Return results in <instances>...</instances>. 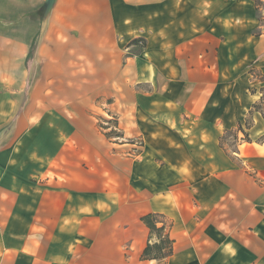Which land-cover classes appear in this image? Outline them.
<instances>
[{
  "label": "crops",
  "instance_id": "crops-1",
  "mask_svg": "<svg viewBox=\"0 0 264 264\" xmlns=\"http://www.w3.org/2000/svg\"><path fill=\"white\" fill-rule=\"evenodd\" d=\"M0 2V13L18 15L0 16L2 78L15 63L25 95L39 42L33 63L46 64L44 77L97 81L94 95L130 111L144 140L124 161L108 154L114 144L69 128L33 163L19 144L30 137L18 134L30 125L17 122L21 109L8 120L3 99L0 264H264L262 114L238 158L220 144L262 98L242 71L264 70L252 0H58L46 27L43 0ZM148 214L169 225L173 253L161 262L142 258Z\"/></svg>",
  "mask_w": 264,
  "mask_h": 264
},
{
  "label": "rangeland",
  "instance_id": "rangeland-1",
  "mask_svg": "<svg viewBox=\"0 0 264 264\" xmlns=\"http://www.w3.org/2000/svg\"><path fill=\"white\" fill-rule=\"evenodd\" d=\"M44 2L45 0H43L42 5H44ZM252 2L258 16L257 20H259L257 27L260 28H256L255 32L264 38V0H252ZM1 4L2 2H0ZM9 10L5 14L0 13V16H18L12 8H9ZM35 14V12L32 13L33 16ZM47 20L48 18L41 23L43 27H46ZM38 46L39 42L32 45L28 58L27 69L30 89L25 95L20 94L21 90H18L22 83V80L17 76L19 75L18 66L13 63L10 78H6L7 75L2 78L3 66L0 65V103L2 104L3 99L6 98L9 100L7 102L12 109L8 120L11 121L18 110L21 109V115L17 122L26 120L25 123L30 125L18 132L20 136L30 137V140H21V143H19L23 147V152L29 154L27 158H30L33 163H36L38 159L41 162L46 161L50 153L51 137L60 138L64 131L70 128L72 130L71 136L74 138L79 137L78 135L81 134L87 140L99 142L98 140L102 139L108 145L109 143L114 144L112 147H115V149L107 151L111 156L119 154L124 161L138 159L143 151L144 140L142 136L136 134L137 127L134 124L132 125L131 112L125 110L120 104L117 106L115 104L110 108L107 105L109 100L107 96H95L96 88L100 86L97 81L47 79L44 77L46 72H43V68L46 64L33 63L36 62V49ZM143 46L144 43H139V48H134L133 51L135 49L140 50ZM23 68L24 66H21V72ZM242 71L245 74H250L252 80L260 83V85L252 86L250 92L254 93L260 90L262 97H264V70L259 68V64L245 63L242 66ZM76 84L78 95H74L72 92L73 86ZM55 86L61 89L56 91V89H53ZM262 108L264 112V104ZM62 120H65L66 124L62 123ZM78 124L83 126L82 133L78 131ZM243 125L245 127V122ZM245 130L250 134V129L247 130L245 127ZM237 134V139L233 136H227L225 142L229 153L236 158L239 157L240 145L249 143L244 132L238 131ZM256 142L264 147V137H259ZM86 167L88 168V166ZM100 170H104V168L100 166ZM112 183L115 184L114 181Z\"/></svg>",
  "mask_w": 264,
  "mask_h": 264
},
{
  "label": "trees",
  "instance_id": "trees-1",
  "mask_svg": "<svg viewBox=\"0 0 264 264\" xmlns=\"http://www.w3.org/2000/svg\"><path fill=\"white\" fill-rule=\"evenodd\" d=\"M139 42V41H136ZM264 97L261 98L259 103L253 105V109L250 111L249 116L246 118L245 127L247 130L253 126V112H260L264 118L263 106ZM244 125L240 122L237 130L226 131V133L220 139L222 147L226 148L227 136H233L235 139L238 138V131L245 133L246 139L250 140L249 134L245 130ZM142 222L150 229V242L144 250L142 258L156 259L158 261H164L173 253V240L170 238L168 232L169 225L166 222V217L160 214H148L141 218ZM155 239V241H153Z\"/></svg>",
  "mask_w": 264,
  "mask_h": 264
},
{
  "label": "water",
  "instance_id": "water-1",
  "mask_svg": "<svg viewBox=\"0 0 264 264\" xmlns=\"http://www.w3.org/2000/svg\"><path fill=\"white\" fill-rule=\"evenodd\" d=\"M57 2L58 0H45L44 5H42L41 9L38 11L37 14L41 23L47 18H49Z\"/></svg>",
  "mask_w": 264,
  "mask_h": 264
}]
</instances>
